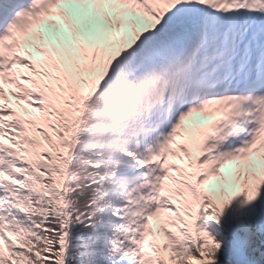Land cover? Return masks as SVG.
<instances>
[{
  "label": "snow or ice",
  "instance_id": "obj_1",
  "mask_svg": "<svg viewBox=\"0 0 264 264\" xmlns=\"http://www.w3.org/2000/svg\"><path fill=\"white\" fill-rule=\"evenodd\" d=\"M0 264H264V0H0Z\"/></svg>",
  "mask_w": 264,
  "mask_h": 264
}]
</instances>
